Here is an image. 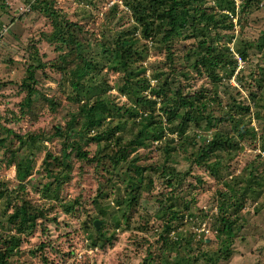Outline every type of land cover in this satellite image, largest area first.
Masks as SVG:
<instances>
[{"label": "rangeland", "instance_id": "1", "mask_svg": "<svg viewBox=\"0 0 264 264\" xmlns=\"http://www.w3.org/2000/svg\"><path fill=\"white\" fill-rule=\"evenodd\" d=\"M45 1L0 0V264H264V0H178L169 41L154 0ZM202 10L227 17L202 32ZM202 36L229 48L219 78L192 63ZM117 43L146 78L136 110Z\"/></svg>", "mask_w": 264, "mask_h": 264}, {"label": "trees", "instance_id": "2", "mask_svg": "<svg viewBox=\"0 0 264 264\" xmlns=\"http://www.w3.org/2000/svg\"><path fill=\"white\" fill-rule=\"evenodd\" d=\"M40 1H43L42 4H47V2L45 0H40ZM155 2H157L158 4H166L168 5V8L166 9L163 8L160 12V15H161V18H163L160 22H158V26L157 27H161L163 29V34H162V38L164 41L166 40H170V38L173 36L174 33H179L180 31V28L182 25L179 24V16H178V11H177V3H178V0H171L169 2V0H154ZM218 1V4L216 6V9L218 11H220L221 9H223V7H226L227 9L231 10L232 12L235 10V4H234V0H216ZM168 3V4H167ZM39 5V4H38ZM163 7V6H162ZM43 10H45V12L49 15V16H53V19H52V23L54 24H59V25H56V27L54 28L56 33H59L60 30L62 29V26L60 25L59 21L56 20V12H54V10H52L51 8L49 9L48 7H43ZM221 12V11H220ZM180 13H183V14H186L188 13L187 12V9H182ZM218 14H212V13H206L204 10L200 11V14L198 15V18L195 19V21H203V25L202 26H196V28L199 29V31H204V28L203 26L205 25H209V24H213V23H218L220 19H225L227 17L226 14H220V16L218 17L217 16ZM145 16H142L141 19H144ZM186 22V21H185ZM202 34V33H200ZM53 36V35H52ZM204 39H201L197 42V45H199V51L198 52H192V55H193V59L192 60V63L193 61H195V65H197L198 61L201 62L202 66H203V69H204V72L209 76L211 77L212 79H216V78H219V74L218 72L216 71V67H221V65H226L230 62L231 60V54H230V51H229V48L227 45H223V49L222 48H219L221 45H215L213 43L211 44H207L206 42V38L207 36H202ZM226 46V47H224ZM123 46L120 45L119 43H117V49L115 50V54L118 55V62L117 64L113 65V67L119 71H122L124 73V78H123V82L121 83V87H120V90L123 91V94H125L127 96V98L129 100H132L134 105H132V107L130 106V109H135L136 110V104H140L142 103V101H144L143 97L145 96L143 93L138 94V90L137 88H135L134 90V87H135V84L136 83H145L146 82V78H142V77H136V76H133L128 70H127V66H128V63L126 62V59H127V53H123ZM81 57V56H80ZM82 60V58H81ZM94 60H92V64L94 63L93 62ZM82 65L83 64V61H82ZM91 65V63H90ZM91 67H93V65H91ZM148 84L149 83H146L145 84V87H148ZM78 86V85H77ZM164 85L161 84V86L159 85H156L154 88L157 90V91H163V93H165L166 89L163 87ZM165 90V91H164ZM137 92V93H136ZM103 101H98V105H100L99 103H102ZM152 102H154V100H152ZM166 102V101H165ZM164 102V103H165ZM85 103H88V102H85ZM184 104L190 109V113L192 115V119L194 118V115L192 114L193 112V109L195 108L193 102L191 100H186L184 101ZM83 107H84V110H85V124L86 125L87 123L90 122V127H95L96 123L99 121V114L100 112L97 111V109H95V104H91V105H87V104H82ZM155 127H158L157 125H154ZM104 133L108 136H112L114 135V129L113 128H105L104 130ZM57 132H60L59 130H57ZM83 134V132H82ZM102 135V133H101ZM101 135H98L96 134V138H98V141H100L99 137ZM147 135V136H150L151 138L155 139L153 137V132L151 130H148L147 128H144L142 127L141 129L138 130L136 136H140L141 137V143H143V137ZM15 136L18 138V140L22 141L23 144H30V145H34L37 141V135L36 134H31L29 137L25 138L26 136H22L20 134H15ZM136 138V137H135ZM225 137H218L214 142H215V147H218V148H221L223 145H225L226 141H225ZM135 144H138V143H135ZM125 148H127V144L122 146V147H119L118 150H116V153L113 155V159L114 161H121V160H126V150ZM79 148H76L77 150V155L79 157H82V158H86V154L84 151H78ZM30 153H33V152H30ZM29 153V154H30ZM166 156H168V158L170 160H172L174 157H172L170 154H169V151L166 150ZM27 160V155L26 157L22 158V160ZM133 163H134V168L133 170L135 171V173H139L141 175V172L143 171L144 168H142L143 166H140V165H137L134 160H133ZM150 167V166H149ZM170 173L171 171H168L167 172V176H168V179L167 181H170V178H172L170 176ZM171 184V182H170ZM137 190L138 187H136ZM26 203V199H24ZM25 209H26V204H24L23 206ZM18 211V210H16ZM15 211V212H16ZM15 212L12 214L13 217H19L18 215L15 214ZM41 214V213H39ZM27 215V212L24 211L21 213V220L20 222H18V225H21V223L24 224L25 221H27L26 219V216ZM30 223H34V219H31L29 221ZM224 225L227 227H231V224L230 223H224ZM29 230L32 229V227L34 226L33 225H29ZM205 264H213L212 262H207Z\"/></svg>", "mask_w": 264, "mask_h": 264}, {"label": "water", "instance_id": "3", "mask_svg": "<svg viewBox=\"0 0 264 264\" xmlns=\"http://www.w3.org/2000/svg\"><path fill=\"white\" fill-rule=\"evenodd\" d=\"M94 225H95V227H97V228H98V225H99V223H98V221H97V220H95V221H94Z\"/></svg>", "mask_w": 264, "mask_h": 264}, {"label": "crops", "instance_id": "4", "mask_svg": "<svg viewBox=\"0 0 264 264\" xmlns=\"http://www.w3.org/2000/svg\"><path fill=\"white\" fill-rule=\"evenodd\" d=\"M18 2V1H17Z\"/></svg>", "mask_w": 264, "mask_h": 264}]
</instances>
